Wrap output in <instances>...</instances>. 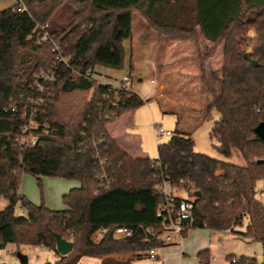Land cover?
<instances>
[{"label":"trees","instance_id":"1","mask_svg":"<svg viewBox=\"0 0 264 264\" xmlns=\"http://www.w3.org/2000/svg\"><path fill=\"white\" fill-rule=\"evenodd\" d=\"M136 11L167 41L204 38L213 44L207 51L197 48L199 79L210 95L197 112L202 119L220 114L210 138L225 159L197 152L191 134L179 130L158 144L154 159L129 153L109 133V122L149 100L129 87L128 76L118 90L94 77L97 66L126 68L124 41L132 37ZM56 45L68 62L55 65ZM221 45L220 66L209 71ZM52 72L53 78L42 77ZM116 95L120 101L114 105ZM31 118L37 128L28 126ZM262 121L264 0H16L0 9V198L9 201L0 210V249L15 243L58 252L60 234L74 247L45 264H81L83 256L101 258L102 264H137L115 255L133 252L141 259L163 245L149 229H164V198L157 188L165 176L196 192L194 221L184 235L191 228L229 231L261 242L264 256V203L256 195L257 182L264 180V140L254 130ZM235 149L245 165L227 160ZM23 173L39 182L42 176L74 179L80 186L63 195L65 209L54 210L21 192ZM18 203L26 214L16 213ZM245 218V230H237ZM117 226L133 234L116 237ZM197 257L211 264L209 248ZM227 260L264 264V258L248 255L230 254Z\"/></svg>","mask_w":264,"mask_h":264},{"label":"rangeland","instance_id":"2","mask_svg":"<svg viewBox=\"0 0 264 264\" xmlns=\"http://www.w3.org/2000/svg\"><path fill=\"white\" fill-rule=\"evenodd\" d=\"M16 0H0V9H4L10 5H12ZM133 34L130 39L126 40V45L129 48L131 41L134 44H137L141 41H147L150 38L156 42L155 45V53L158 54L155 58V65L148 62H144L138 65L137 70L140 73L141 78H137L132 73V77L128 80L129 85L131 86L133 83V87L138 89L140 93L145 96V99H149L147 103L140 106L136 109L135 112V120L134 125L132 127H127L126 132L128 134H132L134 136H139L141 147L143 148L144 155L150 158H157L158 156V144L168 141L171 136L168 135H160L155 130V128L163 127L164 130H170L176 133L177 129V114L173 112L164 113L159 105L158 100H156V86L155 83L151 80V73L155 72V68L159 67L160 69L164 67H168L166 64L167 62H180V61H190L194 59L196 64L199 62L197 48L200 46L204 51L209 50L213 44L210 42L200 41L199 43L195 41H186V40H176L179 41L180 45L178 46V51H182L181 49L186 46L188 49L187 52L172 54V58L165 59V52L162 54V48L165 46L166 38L159 35V33L154 31H149L148 23L142 18L140 12H134L133 14ZM252 30L248 31V34H252ZM182 42V44H181ZM189 42V43H188ZM191 44V45H187ZM184 44V45H183ZM209 44L210 46H205ZM221 44H225V41ZM191 47V48H190ZM180 48V49H179ZM223 45L219 47L216 51L215 56L209 61L208 69L212 71L214 68H219L220 62L222 61V54H223ZM158 52V53H157ZM189 52H195V57H191L192 55ZM173 53H175L173 51ZM155 54V56H156ZM188 54V55H187ZM193 54V53H192ZM183 56H188V58H184ZM194 56V55H193ZM221 57L220 62L217 61L218 58ZM169 60V61H168ZM219 62V63H218ZM128 66L126 65V69L119 71V74H123L127 71ZM198 83L199 86L203 91L206 92L208 96L209 93L203 88L202 83L199 79V71H198ZM177 77V76H176ZM169 78V77H168ZM167 78V79H168ZM176 79L172 78L171 80ZM197 83V86H198ZM179 88V87H178ZM217 88V86H216ZM174 91V90H173ZM198 97V96H197ZM196 97V98H197ZM199 98V97H198ZM203 100V99H200ZM207 101V100H203ZM220 114L217 111H213L211 116L208 119H202V122L199 124H195L191 127L192 129V137L195 141V150L200 153L207 154L211 157L218 158V159H225L222 154H220L213 146V142L210 138V131L213 127V124L216 120H218ZM123 118H127L124 116ZM118 120V119H117ZM117 120L109 122V125H113L117 122ZM122 119L119 120L121 122ZM31 123V122H30ZM183 123V122H182ZM118 124V123H116ZM192 122H189V125ZM180 126L178 127H181ZM32 137V136H31ZM29 138V137H26ZM31 139V138H29ZM230 162L245 165V160L241 155L238 149H235L232 156L227 159ZM80 185L78 180L74 179H66L56 176H42L41 181L39 182L38 178L30 173H23L22 174V182H21V191L23 194L27 195V197L37 203L40 204L44 202L48 207L54 210H63L66 208V205L63 202V195L68 192L73 187H78ZM180 188V187H179ZM182 189V188H181ZM257 197L264 203V180H259L257 182ZM182 192V190H181ZM9 205V201L5 198H0V210L4 209ZM16 213L17 214H26V211L21 207V204L18 203L16 205ZM248 224V218H245L243 225L238 226L237 230L244 231ZM201 229V228H199ZM212 233L216 234V231H212ZM214 243H216V239H213ZM238 243L235 245L234 252L241 256V255H248L254 256L258 259L259 262L263 261V247L261 242L258 241H248L245 238H240L236 240ZM161 247V246H160ZM164 249V248H163ZM170 251L171 247H168ZM216 249H218V245L214 244L211 247V257L213 259L214 255L216 254ZM159 253H162V248H159ZM25 253L30 258L29 264H45L46 262H55L60 258V255L57 251L49 249L47 247H32V246H22L18 247L15 243H8L5 248L0 249V264H22L19 254ZM129 259L135 260L137 264H160L159 261L151 260L148 258H141L135 259L133 252H129ZM217 255V254H216ZM174 254L168 255L166 264H178L175 262ZM85 262H89V260H96L94 257H84ZM90 263V262H89ZM95 264V263H94Z\"/></svg>","mask_w":264,"mask_h":264},{"label":"crops","instance_id":"3","mask_svg":"<svg viewBox=\"0 0 264 264\" xmlns=\"http://www.w3.org/2000/svg\"><path fill=\"white\" fill-rule=\"evenodd\" d=\"M142 18L148 23V21L143 16ZM148 26L150 29L149 31L157 32L149 25V23ZM126 40L124 41V46L126 49L127 57V71L121 75L119 74V71L122 70L97 66L95 69L94 77L99 82L105 84L120 85L122 79H124L126 76H128L130 79L132 77V73H134V76H137V78L142 79V77H140L139 75L140 73H138L137 70L138 65L144 63L145 61L152 64L153 66L155 65V58L158 54L155 53L156 42L153 39L150 38L147 41H141L137 44H134V42L131 41L129 48L126 45ZM203 40L205 42H209L202 38L201 41ZM188 43L187 45H191ZM179 45V41L166 42L165 46L162 48V54H164L165 52L164 58L166 60H170L172 58V54H177L179 52L182 53L183 51L188 53L189 47L187 48L186 46H184V48L181 49L182 51H178ZM205 46L210 45L206 44ZM173 51L175 53H173ZM189 53L193 58L196 55L195 52ZM183 57L188 58V56ZM220 60L221 57H219L217 61L220 62ZM131 63L133 64L132 69L130 68ZM166 64H168V67H164L162 69L157 67L155 68V72L153 74L151 73V81L154 82L156 86V94L154 98L158 100L160 108L164 113L173 112L177 114L176 131L179 130L181 132H187L192 136L191 127L194 126V121L196 125L202 122V115L197 111L205 107V105L210 101V96H208L206 92L203 91L199 86L197 76L198 67L194 59H191L187 62L177 61L175 62V64L174 62H167ZM172 78L176 79L171 80ZM129 87L143 98L145 97L140 93L138 89H135L133 87V83L131 86L129 85ZM200 99L207 101H203ZM135 112L136 109L134 111L123 114L118 118L116 122L118 124L115 123L113 125H109L107 126V128L109 133L120 143V145L126 151L135 156H143L144 151L141 147L139 136H134L132 139L131 136L133 135L126 132L127 127H132L134 125ZM124 116H127V118H123ZM120 119H122L121 122H119ZM189 122H192V124L189 125ZM180 123L183 125H181V127H178L180 126ZM173 134H175V132H173ZM212 231L215 230H210L208 228H191L182 238L178 235H174L173 242L163 244L161 247H159L162 248V253H159V248H157V258L151 260L159 261L160 264H166L168 255L174 254L175 262H178V264H202L197 257L198 252L202 249L209 248L211 253V247L214 244L218 245V249H216L217 255H214L213 259L211 260V264H228L227 257L230 254L239 256L234 252V248L238 243L236 240L240 238L242 239L241 236L229 231H216V234H213ZM213 239H216V243H214ZM168 247H171V249L174 250L170 251ZM129 254V252L120 253L115 255V257L122 261H132L128 257ZM84 257L87 256H83L81 258V264H102V259L97 257H94L96 258V260H89L90 263H84L85 259H87ZM29 259L30 258L28 257V261Z\"/></svg>","mask_w":264,"mask_h":264},{"label":"built area","instance_id":"4","mask_svg":"<svg viewBox=\"0 0 264 264\" xmlns=\"http://www.w3.org/2000/svg\"><path fill=\"white\" fill-rule=\"evenodd\" d=\"M41 39L47 41L49 39L48 32H44L41 36ZM56 50L58 55L56 57L55 65H59L62 62H68L69 57L64 55L61 48L56 45ZM53 72L49 75H43V78H53ZM124 79H128L126 76ZM113 88L118 90L120 85H113ZM120 99L116 95L115 98L111 99L112 104L117 105ZM109 119L112 118V115L107 116ZM28 124L29 127L37 128L38 125L35 123L33 118L30 119ZM155 130L160 135H173V132L170 130H164L163 127L155 128ZM36 139L32 140V143H35ZM159 166L160 162L157 163ZM158 191L163 195V202L160 204L159 214L164 226V229L160 232L150 228L149 231L152 233V238L161 240L163 244L172 243L174 235H178L181 238L184 236L185 230L191 227L194 221V211L196 208V192H188L185 189L179 188L172 180L168 177L163 176L162 180L158 184ZM182 190V192H181ZM105 229H102L101 232H104ZM116 237L130 236L133 234V230L127 226H117L113 232ZM145 257L148 259L157 258V248H151L146 254Z\"/></svg>","mask_w":264,"mask_h":264},{"label":"water","instance_id":"5","mask_svg":"<svg viewBox=\"0 0 264 264\" xmlns=\"http://www.w3.org/2000/svg\"><path fill=\"white\" fill-rule=\"evenodd\" d=\"M79 1H83V0H79ZM244 57L247 60H249L254 66H258L259 65V61L257 59H253L251 57L250 52H246L244 54ZM254 130H255V133L258 135V137L261 138L262 140H264V121L260 122L255 127ZM259 162H264V160H259ZM56 241H57V250L62 255L68 254L69 252L72 251V249L74 247V243L72 241L64 238L60 234L56 235ZM19 258H20L22 264H25V263L28 262V256L25 253H20L19 254Z\"/></svg>","mask_w":264,"mask_h":264}]
</instances>
